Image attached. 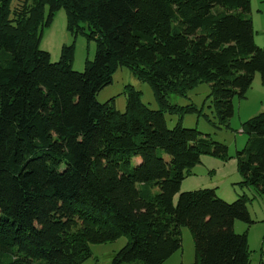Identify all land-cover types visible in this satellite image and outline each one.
I'll return each instance as SVG.
<instances>
[{"label": "trees", "instance_id": "16d2710c", "mask_svg": "<svg viewBox=\"0 0 264 264\" xmlns=\"http://www.w3.org/2000/svg\"><path fill=\"white\" fill-rule=\"evenodd\" d=\"M60 9L74 38L96 42L82 71L75 41L57 61L40 47ZM250 10L251 0H0V264H82L91 243L124 235L112 264H163L182 248L183 226L195 239L192 264H252L248 202L264 195V111L242 123L236 153L237 184L253 196L228 201L217 187L180 192L204 155L232 156L182 124L183 112L203 107L168 98L210 83L218 124L229 125L234 97H246L257 73L264 85ZM121 66L152 86L159 108L132 84L125 111L115 96L98 100ZM167 111L181 112L173 127Z\"/></svg>", "mask_w": 264, "mask_h": 264}, {"label": "rangeland", "instance_id": "374dc122", "mask_svg": "<svg viewBox=\"0 0 264 264\" xmlns=\"http://www.w3.org/2000/svg\"><path fill=\"white\" fill-rule=\"evenodd\" d=\"M262 6H264L263 0H251V10L248 13L253 23L255 20L254 38L256 43L260 46H264V32L259 31L258 28L260 19H264V15L258 13L259 9L264 10ZM73 41H75L73 68L82 71L85 68L87 58H95L96 42L95 40H88L84 34L74 38L72 33L67 29L66 11L65 9H60L56 13L53 23L44 28L40 47L49 51L51 59L57 61L60 58L62 46L64 44H70ZM128 84H132L142 91L143 101L151 108H159V103L152 86L147 81H141L133 71L126 66H121L116 70L113 82L102 88L98 92L97 98L100 102H104L115 96L116 107L121 111H125L127 93L124 91L127 90L128 87L126 86ZM210 92V83L203 82L189 90L185 95L170 93L168 98L172 103L180 105L195 103L198 107H203L202 113L199 111L183 112L181 119L182 124L189 127L196 126L204 133H209L214 140L225 142L229 147V154L232 156L228 160L230 163L229 168L223 171L216 169L210 171L208 167L200 162L194 167L192 175L187 176L183 180L180 192L213 187L211 184L220 181L222 182L221 187L220 189L217 188V192L223 197V195L226 194L223 193V190H229V197H223L228 201H233L237 198V191L240 193L246 191L250 196H253V188H242L236 183L239 181L233 183L234 181L226 177H229L228 174L230 171H235L237 169V150L242 149L247 142V134L242 132V123L248 118L264 111V85L261 81L260 73L256 74L246 97H239L238 95L234 97L235 111L230 118L228 126L218 124L216 110L214 106H211L210 98H207ZM180 114L181 112H166V119L170 127H173L178 122ZM203 157L207 164V161L211 159H213L212 161H220L218 158L210 155H204ZM156 190L158 189L156 188ZM179 193L175 196V202H177ZM248 207L251 218L254 220L248 227L249 239L251 242V244H249L251 249L255 248V250L252 249L251 260L252 264H257L260 261L262 252H264L259 250L260 245L259 247H254L258 246L257 244L260 242L257 229L264 228V195L254 197L253 200L248 202ZM256 219L259 221L255 222ZM236 223V229L234 228L236 232H243L247 228V224L241 220H237ZM128 240L129 238L124 235L113 241L91 243L92 256L82 264H112L114 255L126 245ZM182 244V248L174 252L163 264H192L196 261L195 239L188 226L182 227Z\"/></svg>", "mask_w": 264, "mask_h": 264}, {"label": "crops", "instance_id": "0c3cea01", "mask_svg": "<svg viewBox=\"0 0 264 264\" xmlns=\"http://www.w3.org/2000/svg\"><path fill=\"white\" fill-rule=\"evenodd\" d=\"M17 1V0H16ZM264 1V0H263ZM262 9H264V6H262ZM258 13L259 14H261V15H264V10H258ZM262 20H264L263 18H261L260 19V23L258 24V28H259V31H262V32H264V21H262ZM254 24H255V20H254ZM213 159H211V160H209V161H207L208 162V164L206 163V161H205V159H204V157H203V161H202V164L204 165V166H206V167H208L209 169H210V171L213 169H216V170H221V171H223V170H227L228 168H229V161H223V160H221V159H219L220 161H212ZM239 170H238V167H237V169L235 170V171H230V173L228 174V176L229 177H226V178H230V180H232V181H234L233 183H235L236 181H240V175H239ZM221 183L222 182H220V181H217V182H215V184H211L213 187H217V188H219L220 189V187H221ZM237 183V182H236ZM219 191V190H218ZM225 191V192H224ZM223 193H226V194H224V195H226V196H224L223 195V197H229V190H223ZM222 193V194H223ZM237 194H238V191H237ZM259 220L258 219H256L255 220V222H258ZM236 222H235V225H234V228L236 229ZM246 230V229H245ZM244 230V231H245ZM257 232H258V236H259V238H260V242H259V244H257L258 246H254V247H259V245H260V251H264V228H259V229H257ZM248 238H249V233H248ZM249 243L251 244V242H250V239H249ZM253 250H255V248H252ZM264 257V252H262V254H261V258H260V260L262 259Z\"/></svg>", "mask_w": 264, "mask_h": 264}]
</instances>
